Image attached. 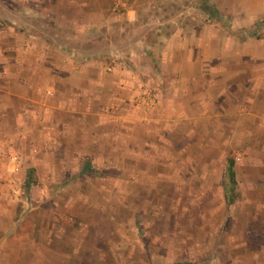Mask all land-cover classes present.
<instances>
[{
  "label": "crops",
  "instance_id": "1",
  "mask_svg": "<svg viewBox=\"0 0 264 264\" xmlns=\"http://www.w3.org/2000/svg\"><path fill=\"white\" fill-rule=\"evenodd\" d=\"M12 1L0 0V18L24 29L0 31V178L9 193L35 166L46 184H75L79 192V180L101 175L127 196L129 184L153 175V168H176L175 156L155 159L150 146L178 128L186 137L200 127L207 134L229 130L237 145L246 132V154L264 157V0ZM187 6L201 7L198 24L188 25ZM38 21L73 24V32L75 23L113 27L98 58L96 45L82 53L77 42H50L48 31L31 23ZM138 29L144 33L136 36ZM73 32L70 38L79 39ZM129 39L140 49L125 52ZM128 56L135 65H125ZM35 123L29 139L36 144L26 147L28 126ZM18 139L21 144L13 145ZM249 161L253 168L261 162ZM235 170L234 201L237 161Z\"/></svg>",
  "mask_w": 264,
  "mask_h": 264
},
{
  "label": "rangeland",
  "instance_id": "2",
  "mask_svg": "<svg viewBox=\"0 0 264 264\" xmlns=\"http://www.w3.org/2000/svg\"><path fill=\"white\" fill-rule=\"evenodd\" d=\"M4 1L7 6L13 2ZM215 8L208 7L210 12ZM105 9L111 13V8ZM200 9L185 8L183 16H193L188 25L198 24L195 18L200 20ZM31 23L48 31L52 43L77 42L81 52L96 45L98 58L104 57L100 50L113 27L106 25L102 31L100 24L90 28L75 23L73 32V24ZM226 26L236 31L231 22ZM20 29H24L23 23L0 18V31L15 34ZM71 32L80 38H70ZM142 33L138 29L136 36ZM11 38L9 35L4 41L9 43ZM137 42L126 40L122 47L131 53L140 49ZM129 57L127 67L135 65ZM34 107V111L38 109L37 104ZM245 127L240 125L244 132ZM36 128V123L28 126L24 146L29 141L36 144L37 138L29 139ZM185 132L178 128L150 146L155 159L175 156L176 168L170 172L153 168V175L148 173L144 180L129 184L127 196L118 191L117 182L101 181V175L79 180L78 192L75 184H46L43 170L32 166L28 179L17 181L16 193L8 192L6 178L1 176V191H6L0 193V264H264V157L246 154V132L239 137L240 145L229 130L227 134H207L200 127L187 137ZM18 141L11 143L19 146L22 140ZM230 157L238 163L240 178L239 196L231 203L225 197L223 178ZM249 157L261 162L253 168Z\"/></svg>",
  "mask_w": 264,
  "mask_h": 264
},
{
  "label": "trees",
  "instance_id": "3",
  "mask_svg": "<svg viewBox=\"0 0 264 264\" xmlns=\"http://www.w3.org/2000/svg\"><path fill=\"white\" fill-rule=\"evenodd\" d=\"M235 158L229 160L227 173H226V200L231 203L235 199V191L237 186V176L235 170ZM189 264H196L193 262H188ZM198 264V263H197Z\"/></svg>",
  "mask_w": 264,
  "mask_h": 264
}]
</instances>
